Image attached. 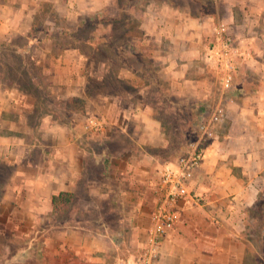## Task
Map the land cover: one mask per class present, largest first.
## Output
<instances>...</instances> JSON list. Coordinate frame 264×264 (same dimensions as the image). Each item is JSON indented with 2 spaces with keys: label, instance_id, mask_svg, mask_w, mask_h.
<instances>
[{
  "label": "crops",
  "instance_id": "obj_1",
  "mask_svg": "<svg viewBox=\"0 0 264 264\" xmlns=\"http://www.w3.org/2000/svg\"><path fill=\"white\" fill-rule=\"evenodd\" d=\"M41 1L0 0L2 49L21 53L42 68L57 85V98L88 102L91 96L84 85L90 74L89 55L78 45L53 46L49 40L34 46L35 11ZM110 1L63 4L72 19L75 9L95 11ZM145 1L138 49L144 64L124 63L115 71V77L132 88L125 95L99 94L104 107L95 119L101 126H90L83 110H71L67 120L53 112L38 113L32 124L29 118L37 110L34 94L0 80V167L3 173L8 170L0 179V221H5V230L12 229L11 223L18 229L13 234L29 236L4 262L116 264L134 255L138 241L144 243V228L155 204L154 185L163 167L158 154L142 148L169 142L148 102L149 88L158 92L165 87L166 95L191 103L216 96L202 56L212 41L214 15L192 16L186 9L166 6L155 10L151 0ZM225 2L228 30L243 56L235 63L237 88L224 101L226 115L215 126L216 135L193 172L190 186L200 201L178 203L180 220L162 238L154 264L264 262V0ZM16 36L24 41L19 46L12 43ZM27 72L35 85L37 77ZM124 96L131 98L130 104L119 102ZM119 137L131 143L112 153L93 145ZM91 160L106 165L93 180L97 185L87 178ZM80 190L106 202L108 208L97 209L115 212L117 227L100 217L88 226L84 213L90 203L84 198L80 209H72L74 223L68 219L66 225L51 224L48 236L34 234L40 218L52 211L53 195L67 191L78 196Z\"/></svg>",
  "mask_w": 264,
  "mask_h": 264
},
{
  "label": "rangeland",
  "instance_id": "obj_2",
  "mask_svg": "<svg viewBox=\"0 0 264 264\" xmlns=\"http://www.w3.org/2000/svg\"><path fill=\"white\" fill-rule=\"evenodd\" d=\"M63 1L64 0H42L36 8L33 30L36 31L38 37L36 40L37 43H34V46H44L47 40H49L51 41L49 45L53 46H65L67 44L78 45L89 55L90 63L88 65V73L90 74L86 85H84V87L86 86L85 90H87L88 94L91 96L88 102L84 100V103H82V100L76 97L61 99L54 96V90L57 85L51 84L49 77H47L48 74H43L44 71L42 68L38 66L34 67L21 53L4 48L2 49V45H5V42L2 41L0 37V80H3L9 87L16 86L19 89L27 90L34 94L33 97L37 105V110L31 113L29 118L32 124L37 123L35 115L38 113L45 114L53 112L57 113L61 118L65 117L66 120L69 117L66 114L69 115L71 110H83L84 118H95L100 116V110L104 106L101 102L103 99L99 97V94L103 92L124 94L128 90H132L130 85L125 84L115 77V71H117L121 64H124L120 58V54L124 58V61H126V64H144V59L140 56L141 54H138V49L142 43L141 37L143 31L140 28V24L141 15L147 7L145 0H111L108 5L102 9L88 12L82 11L81 13H79V9H75L72 19L70 16H66L70 10L66 11V5L63 4ZM151 1L153 4L150 5V7L152 6L155 10L166 6L176 10L186 9L192 16L209 12L214 15L213 22L215 23L218 19L224 22L228 20V16L226 15L228 2H225V0ZM23 42L21 36L14 37L12 41V43H15V46H19ZM235 44L239 47L236 41ZM47 55H51V53L48 52ZM202 56L207 76L209 79H212L216 91V96L213 99L191 103L189 100L182 101L178 96L173 98L165 93L162 94L161 91L157 92L155 87V89L152 86L149 88L147 97L148 102L153 106L154 116L161 121L164 136L168 138L169 142H167V146H154L148 149H145V145H143L144 149L142 148V150L158 154L160 157L159 160L161 161L159 162V164L161 163L160 167H163L166 161L175 160L186 151L188 143L197 135L200 119L198 115L199 110H202L201 105L205 107L203 111L204 115L218 101L221 94L219 74L207 64L204 53ZM241 58H243V56L238 51L235 63L237 64V60ZM24 65L30 66L29 69L23 67ZM236 69L237 68H235V72ZM26 72L27 74L31 73V75H35L38 83L36 82L34 85L29 82ZM236 81L237 77L234 78L231 87L223 92V104L232 91L237 88ZM119 102L122 105L130 104L131 98L129 99L124 96V98L119 99ZM114 113L113 110V114ZM130 143V139L119 137L113 140H104L101 144L94 143L93 145L99 151L104 150L108 151V153H112ZM88 167L87 178H89L94 185H97L93 180L99 179L98 174L102 172V169L106 167V165L91 160ZM7 172L8 170L4 169L3 173L0 167V179ZM77 195L71 207L65 213L58 212L54 215L55 219H52L51 224L59 225V223L62 222L66 225L65 222L68 219H70L68 220L70 223H74L75 219L73 214H71L72 209H80L81 203H83L82 199L85 198L88 199V203H90V206H88L89 209L87 208L84 213V220L88 221V226H92L93 221L100 217L106 220L112 227H117L118 223L116 222L115 212H105L97 209L99 207L108 208L109 205H107L106 202H102V200L97 199L96 195H90L82 190H80ZM92 204L95 207H91ZM76 213L79 217L80 212L77 210ZM47 217L49 216L44 215L40 218V227L38 226L34 233L37 236L44 237L49 235L51 229L49 221L51 219H46ZM2 224V226L0 224V264H21V260L18 261L17 259L13 262L4 261L7 257L14 254L15 251L18 249L20 250L22 240L29 238V236L27 235L23 238L21 235L17 236L13 234V232H18V229L14 228L13 224L9 223V226L12 228L9 230H5L4 228L5 221H3ZM149 227L150 221L147 228H144L142 238H146ZM138 242L136 252L131 258L127 257L128 260L131 259V261H134L139 256L144 243H141V241Z\"/></svg>",
  "mask_w": 264,
  "mask_h": 264
},
{
  "label": "built area",
  "instance_id": "obj_3",
  "mask_svg": "<svg viewBox=\"0 0 264 264\" xmlns=\"http://www.w3.org/2000/svg\"><path fill=\"white\" fill-rule=\"evenodd\" d=\"M237 54L238 47L228 30V24L218 20L213 26L212 41L205 47L204 58L219 74V99L202 115L197 135L188 143L186 151L163 166L154 185L155 204L150 213V227L139 256L134 261L119 260L116 264H153L159 255L162 238L180 220L178 203L184 200L200 201V195L191 189L190 183L194 170L205 157L207 142L216 135L215 126L226 115L222 94L234 81ZM88 124L101 126L95 118H89Z\"/></svg>",
  "mask_w": 264,
  "mask_h": 264
},
{
  "label": "trees",
  "instance_id": "obj_4",
  "mask_svg": "<svg viewBox=\"0 0 264 264\" xmlns=\"http://www.w3.org/2000/svg\"><path fill=\"white\" fill-rule=\"evenodd\" d=\"M120 58L126 64V61H124V58L122 57L121 54H120ZM159 88H160L159 91L164 92L166 94L165 87H159ZM201 107H202V110H199V115H198L200 119L203 115V111L205 110L204 105H201ZM200 119H199V122H200ZM74 200H75V194L72 192L61 191L57 195H53L51 197V204L53 208H52V211L47 214L49 217L46 218V219H51L49 223L51 224L52 219H55L54 215H56L58 212L65 213L71 207V204L74 202ZM262 249L264 251V245ZM261 264H264V262H262Z\"/></svg>",
  "mask_w": 264,
  "mask_h": 264
}]
</instances>
